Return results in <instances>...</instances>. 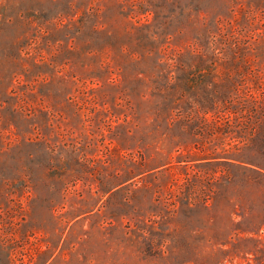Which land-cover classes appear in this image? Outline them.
I'll list each match as a JSON object with an SVG mask.
<instances>
[{
    "label": "rangeland",
    "instance_id": "1",
    "mask_svg": "<svg viewBox=\"0 0 264 264\" xmlns=\"http://www.w3.org/2000/svg\"><path fill=\"white\" fill-rule=\"evenodd\" d=\"M0 264H264V0H0Z\"/></svg>",
    "mask_w": 264,
    "mask_h": 264
}]
</instances>
